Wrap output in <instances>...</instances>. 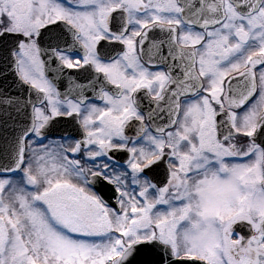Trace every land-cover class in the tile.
I'll list each match as a JSON object with an SVG mask.
<instances>
[{
	"label": "snow or ice",
	"instance_id": "obj_1",
	"mask_svg": "<svg viewBox=\"0 0 264 264\" xmlns=\"http://www.w3.org/2000/svg\"><path fill=\"white\" fill-rule=\"evenodd\" d=\"M0 38V264H264V0H0Z\"/></svg>",
	"mask_w": 264,
	"mask_h": 264
},
{
	"label": "flooded vegetation",
	"instance_id": "obj_2",
	"mask_svg": "<svg viewBox=\"0 0 264 264\" xmlns=\"http://www.w3.org/2000/svg\"><path fill=\"white\" fill-rule=\"evenodd\" d=\"M149 35L153 36V33H149ZM8 43H9V41L0 38V47H4ZM145 47H147V45H145ZM69 71H71L73 75L77 76L78 79H81V80L83 79L82 70H81L80 75H78L75 70H66V76H67V73ZM49 75L51 76V73H49ZM66 83H67L66 79L59 82V86H60L61 90L64 89V87L66 86ZM17 85H18V83L16 81V78L11 73V71H9L7 69L6 63L2 59H0V91H6V92L12 94L13 96H17V95L23 96L24 95V86L22 87V90H20L17 87ZM140 95L142 96L143 93H141ZM97 102L99 103V101H97ZM147 103H148L147 100H145L144 101L145 107H147ZM0 117H1V123H17L15 114H13L11 117H9L8 115L0 114ZM59 120H60L59 123H72V127L75 130H77V127H76L77 125L72 120V118H59ZM129 134H131V132H129ZM78 136H79V133H78ZM114 156H115L117 161L123 163L127 157V153L117 152V153H114ZM236 228L240 234H246L247 233L246 228H241L239 225H237Z\"/></svg>",
	"mask_w": 264,
	"mask_h": 264
},
{
	"label": "water",
	"instance_id": "obj_3",
	"mask_svg": "<svg viewBox=\"0 0 264 264\" xmlns=\"http://www.w3.org/2000/svg\"><path fill=\"white\" fill-rule=\"evenodd\" d=\"M18 127L17 123H0V149H3L6 145V141L10 140L14 130ZM59 128V127H58ZM70 133L65 132L64 130L60 129L56 135L54 134V129L52 130V136H70ZM100 188V193L107 199L112 195L111 188L112 186H109L107 184L98 185ZM159 259V255L156 252V250L146 248L144 249L140 256L139 260L141 261V264H153L154 261H157Z\"/></svg>",
	"mask_w": 264,
	"mask_h": 264
}]
</instances>
